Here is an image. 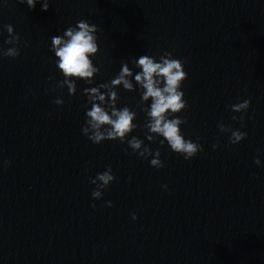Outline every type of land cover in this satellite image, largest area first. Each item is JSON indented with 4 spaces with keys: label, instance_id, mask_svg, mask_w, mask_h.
<instances>
[{
    "label": "water",
    "instance_id": "water-1",
    "mask_svg": "<svg viewBox=\"0 0 264 264\" xmlns=\"http://www.w3.org/2000/svg\"><path fill=\"white\" fill-rule=\"evenodd\" d=\"M48 2L0 0V48L13 47L4 25L20 38L18 57H0V264H264V0ZM80 20L100 29V71L70 96L56 87L51 37ZM164 52L185 62L187 108L176 116L202 146L189 160L146 138L151 101L140 105L130 61ZM122 62L136 90L117 87L116 108L134 111L137 127L124 143L93 144L82 92L110 83ZM245 99L247 112H231ZM220 123L246 138L230 144ZM133 136L159 149L163 168L128 147ZM108 166L115 180L93 200L89 181Z\"/></svg>",
    "mask_w": 264,
    "mask_h": 264
},
{
    "label": "clouds",
    "instance_id": "clouds-1",
    "mask_svg": "<svg viewBox=\"0 0 264 264\" xmlns=\"http://www.w3.org/2000/svg\"><path fill=\"white\" fill-rule=\"evenodd\" d=\"M18 2L26 4L29 9H33L36 3H41L42 11H47L49 7L48 0H18ZM4 29L8 33V39L4 43L13 45V47L7 50L0 48V57L16 58L20 55V50L16 47L20 43V38L13 33L11 25H4ZM98 31L100 29L97 25L80 20L75 26H69L62 35L51 37L50 50L54 53L56 67L63 76L56 87L63 89L66 86L70 96L76 92L74 83L76 79H82L86 84H92L94 75L100 71L93 65L91 59L99 51L96 35ZM130 62L140 70L134 75L135 85L141 91L140 105L151 101L148 108L141 107L147 117V122L144 124V128L147 129L146 138L149 141H154L156 137H162L159 141L160 145L163 146L166 142L172 152L182 156L185 160L196 156L198 152L202 151V146L198 142L184 138L180 125L186 124L187 121L176 116L187 108V102L183 98L184 93L180 90L183 81L187 79V73L184 71L185 62L172 58L171 52H164L159 57V62L147 54ZM128 63H121L118 74L110 83H101L96 87L85 88L82 92V95L87 96V102L91 108L85 113V124L81 131L93 144H100L105 140H119L124 143L129 133L137 127L133 123L136 118L134 111H131L127 106L116 108V103L119 100L115 91L117 87L122 86L127 91L136 90L129 79L133 77V71L129 68ZM101 89L104 91L101 92ZM54 103L62 105L63 100L57 98ZM249 105L250 100L245 99L243 102L229 107L233 113H245ZM231 119L240 122L242 127L244 126L243 115L239 117L233 115ZM217 127L222 133H230L228 137L230 144H238L247 136L246 132L233 130L223 123L218 124ZM127 144L141 158L148 159L149 156H152L151 167L156 169L164 167L163 162L159 159V149L153 151L143 145V141L135 136L127 140ZM216 147L217 144L212 145L213 149ZM253 162L257 165L260 164L259 159H254ZM9 163L10 161H4L5 165ZM114 180L115 176L112 174L111 166H108L103 173H98L94 179H90L89 183L96 185V188L91 192L92 199H101L103 191ZM162 187L167 189V185H162ZM106 204L108 207L112 206L111 201ZM91 206L95 208V204ZM132 219H136L134 213Z\"/></svg>",
    "mask_w": 264,
    "mask_h": 264
}]
</instances>
